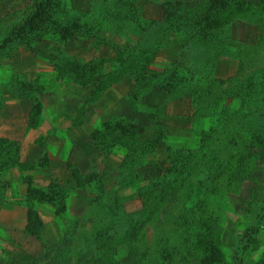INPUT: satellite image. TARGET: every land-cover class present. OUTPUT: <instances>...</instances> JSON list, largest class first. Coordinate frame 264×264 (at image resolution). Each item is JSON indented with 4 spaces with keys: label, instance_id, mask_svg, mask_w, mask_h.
Returning a JSON list of instances; mask_svg holds the SVG:
<instances>
[{
    "label": "rangeland",
    "instance_id": "obj_1",
    "mask_svg": "<svg viewBox=\"0 0 264 264\" xmlns=\"http://www.w3.org/2000/svg\"><path fill=\"white\" fill-rule=\"evenodd\" d=\"M0 264H264V0H0Z\"/></svg>",
    "mask_w": 264,
    "mask_h": 264
},
{
    "label": "trees",
    "instance_id": "obj_2",
    "mask_svg": "<svg viewBox=\"0 0 264 264\" xmlns=\"http://www.w3.org/2000/svg\"><path fill=\"white\" fill-rule=\"evenodd\" d=\"M43 5H45V4H44V3H41V4L39 5V7H41V6H43ZM38 9H39V11H41L42 8H38ZM41 17H42L41 13H40V12H37L36 15H35V18L40 19ZM250 236H252V233H251Z\"/></svg>",
    "mask_w": 264,
    "mask_h": 264
}]
</instances>
